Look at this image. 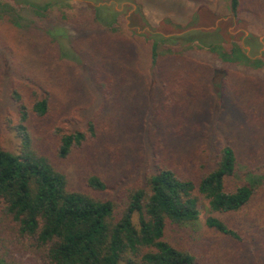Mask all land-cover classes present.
<instances>
[{"label": "trees", "instance_id": "obj_1", "mask_svg": "<svg viewBox=\"0 0 264 264\" xmlns=\"http://www.w3.org/2000/svg\"><path fill=\"white\" fill-rule=\"evenodd\" d=\"M83 1L80 11L57 12L51 9L52 3L40 0H0V26L18 29L20 12L29 9L33 13L27 21L33 26L26 40L35 46L25 47L39 50V58L47 62L42 72L27 75L19 83L10 82L15 120L8 117L5 123L14 129L19 144L14 152L0 142V264H206L204 258L200 260V251L167 239L166 228L193 226L203 203L210 213L234 218L250 205L260 190L256 184L247 180L227 184L238 169L231 144H223L203 161L192 157L193 150L182 151L184 162L170 156L175 163L153 152V160L131 181L112 176L114 182H109L112 180L89 171L82 175L84 189L71 188L68 174L57 160L69 158L96 136V116L73 119L67 128L61 126L70 116L58 111L55 88L68 85L79 100L90 86L102 99L111 100L113 93L124 92L121 84L127 76V63L136 57L138 62L145 46L149 76H155L154 82L159 84L156 100L161 105L153 120L159 132L168 131L175 138L196 123L185 113V106L196 102L189 97L194 83L201 82L214 95V64L220 63L228 71L247 57L227 33L229 20L219 19L208 5L199 6L183 23L167 19L171 28L165 31L176 34L166 37L142 25L136 30L139 20L135 15L147 24L139 7L122 18V24L127 20L122 25L117 10L95 4L108 0ZM245 2L229 0V11L239 21ZM102 9L105 18L100 16ZM200 9L209 21L195 24ZM219 25L228 39L205 40ZM65 31L72 33V40ZM199 33L204 34L202 38ZM64 36L67 42L61 40ZM55 61L65 64V70L53 68ZM22 91H27L28 98ZM41 138L50 142V150L42 148ZM205 150L200 147L201 152ZM263 190L264 179L261 194ZM244 222L249 227L251 219ZM204 223L222 239L238 243L246 238L261 240L252 245L251 254L253 264H264V219L260 228L254 224L256 232L251 237H245L224 217L209 214Z\"/></svg>", "mask_w": 264, "mask_h": 264}, {"label": "rangeland", "instance_id": "obj_2", "mask_svg": "<svg viewBox=\"0 0 264 264\" xmlns=\"http://www.w3.org/2000/svg\"><path fill=\"white\" fill-rule=\"evenodd\" d=\"M40 2L52 3L51 9L57 12L64 10L72 12L80 11L82 7L80 3L84 1L40 0ZM95 4L117 10L121 24L122 18L126 19L139 7L147 24L141 22L140 15H135L139 20V23L135 24L136 30L140 31L138 29L142 25L143 28H153L166 37L176 34L173 31H165V28H171L166 23L167 19L183 23L199 6L208 5L217 13L219 19L229 20L227 33L231 35V41L239 43L247 59L241 61V64L237 63L238 68H228V71L220 63L214 64L216 72L213 78L214 95H211L201 82L194 83V89L191 90L189 97L196 102L185 106V113H190L196 119V123L193 121L190 129H183L175 138V135H170L168 131L159 132L160 127L155 125L153 120L157 113L156 109L161 105L156 100L159 84H155V76H149L145 46L141 47L142 53L138 62L136 57V61L134 59L127 63V76L121 84L125 93H113L114 100L102 99L90 86L78 100L75 99V95L78 94L71 91L68 85H66L68 88L63 86L61 89L56 86L58 111H63L62 116L64 114L70 116L69 121L60 122L61 126L67 128L73 119L82 121L94 114L96 116V136L89 138L82 150L72 153L64 161L57 160L58 166L68 174L70 187L84 189L86 186L82 175L89 171L100 173L108 181L112 180L109 182H114L113 177L116 180L124 178L125 181H131L151 162V159L153 160V152L157 157L160 156V159L168 156V161L172 160L175 163L176 160L170 156L184 162L182 151L191 153L193 150L192 157L203 161L206 158L210 159L214 150L229 143L236 152L238 169L227 184L235 185L247 180L256 184L260 189L259 193L255 194L250 205L236 218L210 213L203 203L199 219L193 226L185 229L168 226L166 238L200 251V260L202 262L204 258L206 264L251 262L253 264L255 256L251 254V247L261 244V240L252 241L246 238L244 243H238L234 239H222V235L206 227L204 221L209 214L224 217L228 224L237 227L245 237H251V233L254 235L256 228L262 226L261 221L264 219V194H261V183L264 179V173H261V163L264 161V58L261 60V57H264V0H246L239 12L240 21L231 15L229 0H108ZM20 13L22 15L20 28L0 26V142L14 152L17 151L19 140L14 129L5 123L8 117L11 122L15 120V106L9 100L10 82L19 83L25 76L42 72L47 66V62L39 58V50L25 47L35 46L34 42L26 40V34L33 26L27 21L33 17V13L29 9ZM205 14L204 9H200L194 23L209 21V16ZM100 16L102 18L107 16L105 10L100 11ZM125 27L123 26L124 32ZM227 33L223 25H219L216 31L204 36V39L222 37L228 39ZM66 34H69V40H72V33ZM197 35L202 38L204 34ZM66 38L61 37V40L67 42ZM51 66L53 68L58 66V72L67 67L65 64H57L56 61ZM22 92L23 97L28 98L27 91ZM207 102L214 105L207 107ZM39 135L43 136L40 132ZM39 140L42 148L50 150L48 140L45 138ZM200 147L206 150L201 152ZM244 219H251L249 227Z\"/></svg>", "mask_w": 264, "mask_h": 264}]
</instances>
